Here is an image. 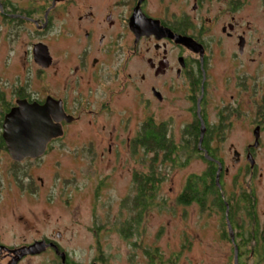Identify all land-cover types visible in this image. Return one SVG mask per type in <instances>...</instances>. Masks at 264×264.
<instances>
[{"label": "flooded vegetation", "instance_id": "obj_1", "mask_svg": "<svg viewBox=\"0 0 264 264\" xmlns=\"http://www.w3.org/2000/svg\"><path fill=\"white\" fill-rule=\"evenodd\" d=\"M254 2L260 10L255 6L252 12ZM263 7L264 0H0V264H20L33 257L41 240L58 247L48 237L8 243L1 221L9 191L16 187L34 197L45 184L32 170L47 165L35 164L55 148H66L71 160L87 165L94 159L97 164L102 179L85 177L91 179L88 190L96 201L101 186L113 180L112 172L102 174L98 164L116 169V163H122L121 150L131 152L135 137H122L121 126L133 119L136 102L145 123L164 130L176 147L185 143L182 132L196 123L205 125V133L217 131L209 138L211 149L221 141L222 131L248 123L250 115L253 133L260 131L264 95H257L262 55L256 46H264V27L257 22ZM119 77L135 92L131 112L119 111L114 103L119 90L128 86ZM112 80V86L119 83L118 90L106 85ZM61 107L63 114L58 112ZM41 109L60 125L62 135L50 139L42 156L18 161L8 143L24 145L14 140L20 136L22 118ZM52 114L63 116L56 121ZM103 114L111 126L104 123ZM253 144L247 143V154L255 157L260 139L256 147ZM55 186L53 182L49 188V200ZM49 250L57 256L55 248Z\"/></svg>", "mask_w": 264, "mask_h": 264}, {"label": "rangeland", "instance_id": "obj_2", "mask_svg": "<svg viewBox=\"0 0 264 264\" xmlns=\"http://www.w3.org/2000/svg\"><path fill=\"white\" fill-rule=\"evenodd\" d=\"M255 6L260 10L259 5L254 2L250 11L253 12ZM257 22L264 27V15ZM256 47L262 55L260 72L256 75L261 86L257 95L263 97L264 46ZM249 57L252 56L248 54ZM119 78L120 83L124 81L128 86L124 91L120 89L117 94L115 93L114 103L119 111L129 112V101L135 96V92L128 81L126 82L123 77ZM112 83L113 80L106 85L111 87ZM118 84L116 82L113 84L115 89L118 88ZM230 93L232 92H226V98H229ZM135 104L132 106V112L130 111L133 119H128L125 125L121 126V135L124 138L128 136L132 139L136 138L145 124L146 117L141 114L140 104L138 105L137 102ZM62 116L59 115L57 118L61 119ZM102 117L105 124L108 122L107 124L112 125L106 114ZM253 118L254 115H250L247 118L248 123L246 121L244 124H236L228 131H222L218 138L221 141L215 142L212 149L227 170L223 181L227 193L231 194L234 191L239 193L237 184H233L235 180L240 183L250 179L257 201L255 206L257 223L262 231L264 230V127L259 131L261 142L259 153L255 157L251 156L257 166L251 169L246 154L247 143L252 144L256 141L253 133L255 126L249 123ZM116 119L117 116L113 120L114 123ZM128 149L121 150L122 163H116V169L111 168L113 164L108 167H105V164V166L98 164L103 168L102 174L112 172L113 180L110 183L106 181L105 185L101 186L102 195H99L96 201L92 191L88 190L91 179L85 178L88 176L94 178L101 174L97 164L93 162L94 159L85 165L83 161L71 160L66 154V148L52 150L54 153L51 152L45 160L42 159L35 164L46 162L47 165L41 164L32 170L33 176H40L45 184L34 197H30L27 192H22L16 187L9 191L10 202L6 215L1 221L6 227L8 243L16 242L19 245L21 242L28 243L33 238L48 237L53 239L52 241L56 240L58 247L75 264H93L96 262L95 259L102 260L96 262L98 264H149L147 250L156 252L157 256L160 255L162 264H231L235 256L232 254L234 245L222 238L226 228L224 219L211 211L202 213L197 204L183 208L177 204V196L182 192L187 177L206 169V164L198 156H194L181 167L171 169V166H168L157 171V176L160 175L165 179L155 197V202L162 205V208L157 206L150 210L141 229L139 228L138 233L131 239L122 238L118 229L128 217L129 210L120 205L119 199L131 192L135 197V182L131 179V171L146 173L149 171L148 160L153 158L151 154H145L142 149L136 150L135 153L128 152ZM98 150L100 151L101 147ZM235 151L240 153L237 163L234 162ZM91 155L97 156L95 153ZM55 161L58 162L54 165ZM54 171H57V174L52 178ZM99 177L102 179L103 175ZM53 182L56 186L49 200L47 195H50L49 188ZM175 212L177 214L174 216L172 213ZM114 220L118 221L116 223L118 225H113ZM250 224L248 218L244 226L249 228ZM183 232L185 234L182 236ZM257 258L251 253L243 259L245 261L243 263L255 264ZM19 263L60 264V261L54 251L49 250L37 253L33 257L28 256ZM257 264H264V260Z\"/></svg>", "mask_w": 264, "mask_h": 264}, {"label": "trees", "instance_id": "obj_3", "mask_svg": "<svg viewBox=\"0 0 264 264\" xmlns=\"http://www.w3.org/2000/svg\"><path fill=\"white\" fill-rule=\"evenodd\" d=\"M195 125L192 124L189 130L182 132L186 140L179 147H176L173 139L166 138L165 131L161 128L147 123L142 126L143 129L133 140L131 153L142 149L145 154H151L153 158H150L147 163L149 171L142 174L133 172L135 197L131 192L125 201L120 202L121 206L129 210V214H127L128 217L123 223H120L118 230L125 240L131 239L134 234H137L149 211L157 206L162 208V205L155 202V197L165 179L160 175L157 176V171L159 172L168 166H171V169L181 167V165L189 162L194 154H197L206 164V169L201 173L190 174L187 177L182 194L177 198V204L186 207L197 204L202 213L211 211L221 216L226 226L222 238L230 241L234 246L236 245L241 252V254L239 253L241 257L238 258L239 264H244L243 259L250 256L251 253L258 257L255 259L257 263L262 262L264 260V230L261 231L257 223L258 217L255 208L257 201L254 195L255 191L250 185V179L247 182L244 180L240 183L234 181L233 184H237L239 193L234 191L229 194L226 192L223 184V173L221 172L219 173L220 181L217 184L216 176L222 162H217V153L208 146V142H211L209 138L212 139L217 131L207 130L206 133L204 131L205 135L203 134L201 143L200 137L203 125L201 124V128L199 123ZM248 218L251 221L249 228L244 226ZM117 222V220H114L113 225H118ZM228 224L233 228L234 241L230 239ZM58 250L59 252H56V254L57 258H60V264H75L70 260L66 262V258L64 259L66 263L63 262L60 254L64 252L62 249L58 248ZM146 253L149 264H159L160 255L157 256L156 252L148 250ZM95 261L102 262L100 259H95Z\"/></svg>", "mask_w": 264, "mask_h": 264}, {"label": "water", "instance_id": "obj_4", "mask_svg": "<svg viewBox=\"0 0 264 264\" xmlns=\"http://www.w3.org/2000/svg\"><path fill=\"white\" fill-rule=\"evenodd\" d=\"M58 112H62V107ZM23 121L20 124V130L18 131L20 133V136L14 138V140H20L24 143V145H14L13 142H9V152L12 157L18 161H22L24 157L29 158H37L38 156H42L45 152V149H47V143L50 141L51 138H57L58 136L62 135L61 128L59 124H54L52 119L49 117L47 113H44L43 111L39 112L38 110L35 111V113H32L31 115L24 114ZM203 125V124H202ZM205 130V125H203L201 130V143L203 140V134ZM254 136L256 141L254 142L253 146L256 147L258 145V140L260 139L259 136V128L254 131ZM11 139V138H10ZM29 141H27V140ZM239 154L237 151L234 152V162H238ZM247 160L250 162L251 166H254L255 162L250 154H247ZM223 168L222 164H220V167L218 168L217 173V181L216 183L219 184L220 181V170ZM229 228V236L231 241H234V231L233 228H231L230 224H228ZM35 252L33 254L45 252L47 247L55 248L57 253L59 252L56 244L50 243L46 244L43 240L41 242L37 243L35 246ZM234 259L233 264H239L238 258V248L235 245L234 246ZM60 257L63 262L65 259L64 253L60 254ZM96 264V263H94Z\"/></svg>", "mask_w": 264, "mask_h": 264}, {"label": "bare ground", "instance_id": "obj_5", "mask_svg": "<svg viewBox=\"0 0 264 264\" xmlns=\"http://www.w3.org/2000/svg\"><path fill=\"white\" fill-rule=\"evenodd\" d=\"M41 112L43 111L44 113H46L43 109H41L40 110ZM52 118H54L56 121H58V118L54 115V114H52ZM27 140V139H26Z\"/></svg>", "mask_w": 264, "mask_h": 264}]
</instances>
